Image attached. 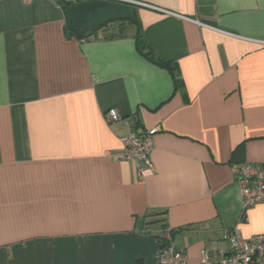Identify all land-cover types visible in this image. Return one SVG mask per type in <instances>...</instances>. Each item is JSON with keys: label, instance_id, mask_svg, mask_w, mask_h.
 <instances>
[{"label": "crops", "instance_id": "crops-1", "mask_svg": "<svg viewBox=\"0 0 264 264\" xmlns=\"http://www.w3.org/2000/svg\"><path fill=\"white\" fill-rule=\"evenodd\" d=\"M133 1L167 12L0 0V264H155L165 226L210 264L264 232L235 178L264 164V0ZM154 126L139 178L121 136Z\"/></svg>", "mask_w": 264, "mask_h": 264}, {"label": "built area", "instance_id": "built-area-1", "mask_svg": "<svg viewBox=\"0 0 264 264\" xmlns=\"http://www.w3.org/2000/svg\"><path fill=\"white\" fill-rule=\"evenodd\" d=\"M127 1L160 11L164 10L141 1ZM105 117L108 122L120 119V115L114 108L106 110ZM158 130L159 126H154L142 133L130 129L127 134L121 136L123 151L119 157L132 162L134 171L139 178L143 176V171L151 166L150 154L153 150V138L154 133ZM235 169L243 212L257 203H264V164L245 162L235 166ZM162 233V237L167 243H158L157 237L158 248L154 256L155 264H187L188 256L169 242L170 229L166 226L162 227ZM222 236L229 242V248L227 250L202 249V262H210V264H264V232L243 237L236 227H232L224 231Z\"/></svg>", "mask_w": 264, "mask_h": 264}, {"label": "trees", "instance_id": "trees-1", "mask_svg": "<svg viewBox=\"0 0 264 264\" xmlns=\"http://www.w3.org/2000/svg\"><path fill=\"white\" fill-rule=\"evenodd\" d=\"M147 57H149V59H151L152 61L156 62L157 64H159L160 66H165L167 67L168 69L172 70V63L170 61H167L166 59H162L158 56H155L153 53H149V52H146L145 53ZM153 222H157V221H153ZM158 243L160 244H166L167 241L165 240L164 237L162 236H159L158 237Z\"/></svg>", "mask_w": 264, "mask_h": 264}]
</instances>
